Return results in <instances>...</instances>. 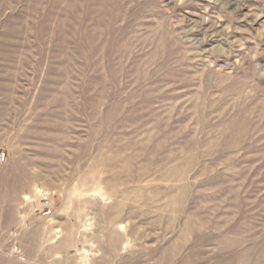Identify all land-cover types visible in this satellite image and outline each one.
Segmentation results:
<instances>
[{"label": "rangeland", "instance_id": "obj_1", "mask_svg": "<svg viewBox=\"0 0 264 264\" xmlns=\"http://www.w3.org/2000/svg\"><path fill=\"white\" fill-rule=\"evenodd\" d=\"M0 264H264V0H0Z\"/></svg>", "mask_w": 264, "mask_h": 264}]
</instances>
